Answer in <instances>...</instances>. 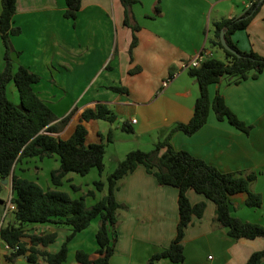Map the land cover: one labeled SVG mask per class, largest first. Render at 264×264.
Returning <instances> with one entry per match:
<instances>
[{"label":"crops","instance_id":"1","mask_svg":"<svg viewBox=\"0 0 264 264\" xmlns=\"http://www.w3.org/2000/svg\"><path fill=\"white\" fill-rule=\"evenodd\" d=\"M260 2L246 29L234 32L231 38L240 50H253L264 56V0ZM247 3L248 0H137L132 5V13L139 28L135 32L137 43L130 58L128 48L132 30L124 24L120 0H82L74 20L63 16L64 0H16L12 24L20 28V33L10 39L13 48L19 52L15 65H22L40 77L33 88L57 120L69 117L64 127L54 134L56 137H69L76 124L82 123L87 130L86 145L103 142L106 153L107 144L117 141L113 135L121 131L130 133V137L123 138L124 144L129 143V151H148L142 146L153 147L177 122H187L192 116L198 85L184 65L203 49L214 57L218 52L217 58H222V52L209 45L213 24L222 18L240 16L248 7ZM3 55L0 38V71ZM166 78H169V84L162 88L161 83ZM110 86H124L127 92L112 91ZM57 89L62 94H72L71 99L65 102ZM216 92L240 120L253 126L249 133L236 129L226 120H218L210 109L202 127L191 135L175 131L170 143L175 149L185 150L222 172L258 173L251 189L261 195L260 207L246 206V194L237 193L230 197L231 213L241 220L264 225V70L257 78L238 83L221 78L209 85L210 100ZM99 103L115 113L114 122L81 118L84 110L94 109ZM122 122L130 125L132 131H124ZM109 130L112 131L111 141L106 136ZM124 152L121 155L114 151L110 155L115 166L128 151ZM38 159L40 162L35 164H39L34 166V181L40 185L44 180V189L54 188L49 174L59 166L57 157ZM50 160H53L52 165L48 164ZM32 161L35 160H26L27 163ZM23 162H17L14 172L25 178L20 167ZM46 165L48 167L41 174L39 170ZM94 170L98 173L92 168L87 174L94 175ZM75 174L69 172L65 179L82 191L85 186L75 183ZM100 176L98 179L91 176L90 182L104 181ZM1 185L8 188L9 198L11 177L6 183L1 181ZM186 195L192 204L204 201L205 209L201 217H192L185 229L182 239L184 260L172 262L162 258L149 264H245L252 252L263 248L262 237L235 240L227 235L225 227L215 228L212 223L214 203L191 188ZM115 198L124 207L117 209L118 238L110 264H148V259L167 247L175 236L179 217L178 189L160 185L139 164L117 180ZM3 203L0 199L1 215ZM24 227L25 230L34 228L33 231L26 230L22 237L26 248L32 245L30 234L56 233L53 242L46 246L35 245L40 264H45L41 253L57 251L70 233V228L63 224H28ZM96 230L97 221L93 220L71 239L65 264H78L75 261L78 249L84 250L90 258L96 257ZM9 252L0 240V264H23L21 259L26 260L29 254L26 250L25 256L19 255L10 262L6 259Z\"/></svg>","mask_w":264,"mask_h":264},{"label":"trees","instance_id":"2","mask_svg":"<svg viewBox=\"0 0 264 264\" xmlns=\"http://www.w3.org/2000/svg\"><path fill=\"white\" fill-rule=\"evenodd\" d=\"M82 0H64L63 16L74 20L80 9ZM124 8V24L132 30V39L128 54L132 57V49L137 43L135 32L139 26L135 23L132 5L137 0H120ZM251 4L244 9L240 16L222 18L213 24V36L209 45L222 52V58L210 56L202 60L197 66L188 68L189 76L198 85V95L195 99L192 116L187 122H177L165 135L157 141L151 150L132 149L119 160L112 172L107 174L106 181L96 180V190L106 193L95 202L86 206L87 196L95 198L94 190H88L79 197H71L66 191L57 187L63 184L65 176L74 172L84 176L92 168L99 175L104 170L105 144L103 142L85 144L86 127L82 123L76 124L67 138L56 137L67 123L68 116L57 120V116L46 102L35 92L33 85L40 77L22 65H15V58L19 52L11 44V36L20 33V28L13 26L12 17L16 10V0H0V38L4 47L3 68L0 71V189L1 181L11 177V202L15 208L11 211L14 221L0 226V240L10 249L6 259L14 262L17 256H25L29 264H40L39 252L35 245L53 242L56 233L30 234L32 244L25 247L22 237L28 224H63L70 228L57 251L42 252L45 264H65L68 260V243L80 231L84 230L93 220L97 221L95 232L96 257L90 258L82 249L75 252L78 264H110L117 242V209L124 207L115 198L116 182L118 179L133 171L139 164L146 172L152 174L160 185H170L178 189V221L176 232L167 247L155 252L148 264L166 258L172 262L184 260L182 239L192 217H201L205 209V202L190 203L186 191L195 192L210 199L214 205L213 226L225 227L227 235L235 240L240 238L264 239V225L241 220L231 213L230 197L237 193H245V205L260 207L262 198L259 193L252 191L251 183L256 179V172L236 173L222 172L201 158L189 152L175 149L170 143L171 135L175 131H182L191 135L202 127L211 109L218 120H226L236 129L249 133L251 124L240 120L226 105L222 95L216 92L210 100L208 87L227 78L231 83H238L247 78H257L264 70V56L253 51L240 50L231 36L238 30H244L261 4L260 0H250ZM226 43L235 50L232 53L221 44V32ZM13 82L19 96V103L12 102L7 97V85ZM115 92H127L124 86H110ZM84 120L101 119L107 122L116 120L115 113L105 104H96L94 109L83 111ZM126 132H131L130 125L121 123ZM112 140V131L106 134ZM56 156L59 166L50 171L49 178L54 188L44 189L36 181L20 177L14 168L18 161L26 158ZM73 191L79 186L70 185ZM264 259L262 249L250 254L245 264H261Z\"/></svg>","mask_w":264,"mask_h":264},{"label":"rangeland","instance_id":"3","mask_svg":"<svg viewBox=\"0 0 264 264\" xmlns=\"http://www.w3.org/2000/svg\"><path fill=\"white\" fill-rule=\"evenodd\" d=\"M216 56L217 57L219 56L218 52H217ZM57 90L59 91V94L65 98V102H67V101H69V99H71L72 94H64V93L62 94V93H60L59 89H57ZM7 97L12 102L19 103V96H18L17 90H16V88L12 82H10L7 85ZM55 111L58 113L57 109ZM126 136L130 137V133H122L121 131L116 132V134H114L113 137H116L117 141L115 143H108L106 146V153L104 156L105 168H104V171L102 172V174L100 176L104 181H106L107 174L112 172L113 169L115 168V165L113 164V162L110 159V155L114 151L121 152V155H122V153H125L124 151H129L128 150L129 149L128 148L129 143L124 144V141H123V138H125ZM142 147H143L142 149H147V150H150L153 148V147L144 148L146 146H142ZM32 159L35 161H32L31 163L26 162V160H29V158L23 159L24 162L20 165L21 169H23L21 172L24 174V177L27 179H30V180L35 179V177H36L35 172L36 171L34 170V166L39 164V163L35 164L36 162H40L38 157H35ZM48 164L52 165L53 160H50L48 162ZM47 167H48V165H46L44 167V169H40L39 172L42 174ZM93 172H94V175L93 174H87L84 176H80L78 174H75V176H76V178L74 180L75 183H77L78 185L85 186V189H83L82 191L81 190L73 191V189L70 186L71 182L67 181L65 178H64L63 185L60 186L59 189L66 191L71 197H79V196L85 194L89 189L92 188V190H94V192L96 194L95 199H92V197H90V196H87L85 198L86 206H90L95 202V200H97L99 197H101L103 194L106 193V187H104V189L102 191H98V190H96L95 185L92 182H90L91 176H95V179L99 178L98 173L95 170ZM40 185L44 188L46 187L44 180L40 181ZM90 185H91V187H90ZM8 195H9L8 188H3V186H2V188L0 189V199L2 201H4V203L2 205H5V202H7ZM13 221H14V219H13V214L11 211H8L7 213H5V211H4V213L2 215L0 214V222L3 223V225H6L7 223L13 222ZM33 229H34L33 227H28L26 230L27 231H33ZM21 261L23 264H28V262L24 258L21 259Z\"/></svg>","mask_w":264,"mask_h":264},{"label":"built area","instance_id":"4","mask_svg":"<svg viewBox=\"0 0 264 264\" xmlns=\"http://www.w3.org/2000/svg\"><path fill=\"white\" fill-rule=\"evenodd\" d=\"M248 6L251 4V1L248 0ZM211 56V52L206 51L205 49L201 50L200 52H198V54L193 57L192 59H190L184 66L185 67H195L197 66L202 60L208 58ZM169 78H166L162 81L161 86L162 88H165L168 84H169ZM133 122L135 121V119L132 120ZM15 208V205L11 202V195L9 196L7 202H5V206H4V211L5 213H7L8 211H12ZM14 264H20L19 262H16Z\"/></svg>","mask_w":264,"mask_h":264},{"label":"water","instance_id":"5","mask_svg":"<svg viewBox=\"0 0 264 264\" xmlns=\"http://www.w3.org/2000/svg\"><path fill=\"white\" fill-rule=\"evenodd\" d=\"M223 34H224V32L222 31L221 34H220V37H221L220 40H221V44H222V46H223L226 50H228V51H230V52H232V53H236L235 50H234L233 48H231V47L226 43V41H225V39H224V37H223ZM2 181H3V183H6V182L8 181V179H3Z\"/></svg>","mask_w":264,"mask_h":264}]
</instances>
